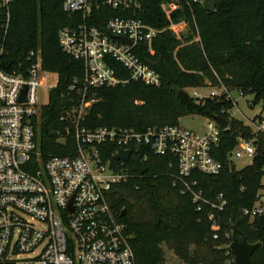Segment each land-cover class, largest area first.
<instances>
[{
    "label": "trees",
    "instance_id": "obj_1",
    "mask_svg": "<svg viewBox=\"0 0 264 264\" xmlns=\"http://www.w3.org/2000/svg\"><path fill=\"white\" fill-rule=\"evenodd\" d=\"M164 1L138 0L140 8L128 12L100 3L87 22L103 28L111 18L126 16L142 19L162 31L151 52L146 45L140 46V56L150 66L162 58L174 74L172 83L162 78L159 87L131 82L88 90L86 98L95 95L96 101L79 118L85 64L62 49L59 34L83 19L81 13L67 14L64 0H15L9 8V23L0 8V68L8 73L27 69L31 65L30 52L40 50L42 67L59 75L37 130L44 159L75 154L73 123L77 120L87 128L115 125L144 131L179 125L188 116L226 119L228 128L221 131L214 151L222 170L217 175L193 176L206 201L217 204L218 197L223 196L227 202L223 210L208 203H194L190 194H182L177 185V159L151 151L135 153L147 158L144 174L138 173L132 162L125 164L132 176L112 187L109 203L132 235L136 264H167L169 252L182 264H234L229 249L234 226L245 233L250 244H259L253 261L264 264V217L245 216L264 179V136L257 137L258 152L252 163L237 169L230 159L236 139L254 133L249 125L231 116L234 102L229 97V92L237 91L241 96L253 95V105L264 104V0H213L214 12H207L200 0H178L180 8L171 19L187 22L189 33L182 39L168 29L170 21L161 8ZM113 66L121 68L117 63ZM75 81L77 88L72 91ZM205 86H223L228 93L203 99L191 97L183 102L177 97L179 89ZM123 209L126 214L121 217Z\"/></svg>",
    "mask_w": 264,
    "mask_h": 264
},
{
    "label": "built area",
    "instance_id": "obj_2",
    "mask_svg": "<svg viewBox=\"0 0 264 264\" xmlns=\"http://www.w3.org/2000/svg\"><path fill=\"white\" fill-rule=\"evenodd\" d=\"M14 1L0 0L8 23ZM178 2L165 0L161 4L170 21V31L188 26L185 20L171 19L180 8ZM100 3L123 12L140 8L138 0H64V11L70 16L81 13L83 19L59 34L62 49L85 64L79 118L96 101L95 95L86 98L88 90L116 88L131 82L153 87L162 84L163 77L140 56V46L146 45L151 52L162 31L142 19L126 16L111 18L103 28L93 26L87 20ZM29 60L31 65L17 73L0 68V264H136L132 235L117 218L108 198L113 186L132 176L125 165L132 161L114 159L121 151H130L132 158L144 163L147 158L135 153L151 151L159 156H173L177 159L181 193L190 194L194 203L225 208L227 202L222 195L217 204L206 201L193 178L196 173L217 175L223 168L214 154L223 130L212 119H208L204 133L181 124L144 131L115 125L87 128L77 120L73 123L75 154L44 159L37 130L42 124V109L49 103L50 92L58 86L59 75L42 67L40 50L30 52ZM116 63L120 69L113 66ZM77 84L75 81L70 90H75ZM216 89L200 99L228 93L226 87ZM229 97L236 104L231 94ZM257 118L249 125L252 137H237L231 160L248 157L253 161L258 152L257 137L264 136V117ZM245 216L264 217V179ZM210 219H214L213 214Z\"/></svg>",
    "mask_w": 264,
    "mask_h": 264
},
{
    "label": "water",
    "instance_id": "obj_3",
    "mask_svg": "<svg viewBox=\"0 0 264 264\" xmlns=\"http://www.w3.org/2000/svg\"><path fill=\"white\" fill-rule=\"evenodd\" d=\"M203 4L204 9L207 12H214L216 10V5L213 0H200ZM117 38V37H113ZM125 43L132 44L127 39L120 37ZM154 69L168 82L172 83L175 79L174 74L167 63L160 58L154 65ZM26 89L24 90V94ZM177 97L180 101H186L191 98L188 92L184 89H179L177 92ZM24 98V97H23ZM214 121H216L222 130H226L228 128V122L226 119L222 117H213ZM44 131H47L48 128L44 125ZM115 160H123V161H132L134 164L135 170L144 174L147 171V166L140 158H132L130 151H121L118 155L114 157ZM126 214L125 209L121 212V217H124ZM259 244H250L247 240L245 233L240 230L238 227L234 226L232 232V242L229 245V249L234 256V264H254L253 254L255 250L258 248Z\"/></svg>",
    "mask_w": 264,
    "mask_h": 264
},
{
    "label": "rangeland",
    "instance_id": "obj_4",
    "mask_svg": "<svg viewBox=\"0 0 264 264\" xmlns=\"http://www.w3.org/2000/svg\"><path fill=\"white\" fill-rule=\"evenodd\" d=\"M172 33L178 39L184 38L189 33V27H178ZM217 90L212 86H205L200 88L185 89L186 92L193 98H200L206 95H210L213 91ZM221 90V89H220ZM236 104L234 108L230 110V114L233 118L243 121L245 125H250L258 120L260 115L264 117V104L253 105L254 96H241L237 91L230 92ZM208 119L200 116H188L180 120V124L185 128L193 130L198 133H204L207 129ZM237 169H242L252 163V158L245 157L243 159L234 160ZM167 264H182L173 253L167 254Z\"/></svg>",
    "mask_w": 264,
    "mask_h": 264
}]
</instances>
